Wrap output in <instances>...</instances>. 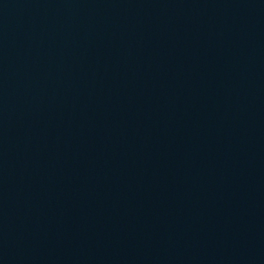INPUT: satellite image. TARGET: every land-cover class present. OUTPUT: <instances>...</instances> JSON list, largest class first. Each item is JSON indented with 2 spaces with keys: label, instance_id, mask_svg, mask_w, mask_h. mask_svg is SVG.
Instances as JSON below:
<instances>
[{
  "label": "water",
  "instance_id": "water-1",
  "mask_svg": "<svg viewBox=\"0 0 264 264\" xmlns=\"http://www.w3.org/2000/svg\"><path fill=\"white\" fill-rule=\"evenodd\" d=\"M0 264H264V0H0Z\"/></svg>",
  "mask_w": 264,
  "mask_h": 264
}]
</instances>
